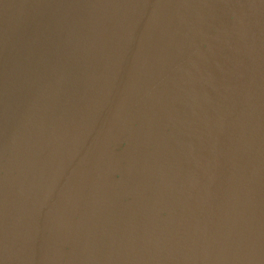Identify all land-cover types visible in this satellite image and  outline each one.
Returning a JSON list of instances; mask_svg holds the SVG:
<instances>
[{"label": "water", "instance_id": "1", "mask_svg": "<svg viewBox=\"0 0 264 264\" xmlns=\"http://www.w3.org/2000/svg\"><path fill=\"white\" fill-rule=\"evenodd\" d=\"M0 264H264V0H0Z\"/></svg>", "mask_w": 264, "mask_h": 264}]
</instances>
